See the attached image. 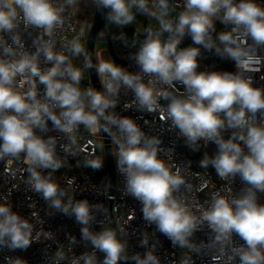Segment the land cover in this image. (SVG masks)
Returning a JSON list of instances; mask_svg holds the SVG:
<instances>
[{
  "label": "clouds",
  "instance_id": "obj_1",
  "mask_svg": "<svg viewBox=\"0 0 264 264\" xmlns=\"http://www.w3.org/2000/svg\"><path fill=\"white\" fill-rule=\"evenodd\" d=\"M93 3L109 10L105 19L110 24H133L138 14L157 22L158 27L145 30L143 42L132 55L139 71L130 72L113 60L93 64L78 38L69 41L65 51H57L51 37L63 25L64 8L55 6L54 0H0V34L12 38V44L0 43V159L23 156L29 164L27 183L32 191L49 208L74 216L81 225V239L92 248L70 259L58 248L53 264H98L97 252L104 254L102 264H122L128 257L127 242L115 230H92L97 206L75 199L53 181L51 174L65 165L57 155L56 137L46 136L49 121L65 134H73L81 125L89 131L117 130L116 165L125 176L127 195L141 202L144 220L174 247L198 251L192 237L206 225L211 245L227 255L229 264L237 259L239 264H264V204L258 203L257 195L264 193V89L254 87L252 78L245 75L264 61L258 55L264 48V6L256 0H183L182 10L172 18L175 9L170 0ZM21 19L26 27L42 29L49 37L34 41L35 51L25 49L16 31ZM216 21L231 26L230 30L216 32ZM185 36L193 44L181 48ZM201 48L232 60L236 71H198ZM81 55L84 67L95 68L103 77V91L80 87L83 73L72 59ZM174 82L182 83L184 96L156 89L157 83L172 86ZM40 85H44L42 92ZM122 87L134 93L138 111H156L160 96L168 99L167 118L189 148L198 151L201 141L216 145L217 151L205 154L199 167L211 166L221 178L239 176L245 184L241 193L231 200L214 194L207 209L195 216L174 195L181 186H189L158 158L161 140L147 136L132 118L115 113V98ZM228 130L231 134L225 138ZM86 166L99 169L101 163L90 161ZM44 170L47 175L42 174ZM33 229L11 205L0 204V248L27 249L33 243ZM234 234L244 243L236 244ZM44 235L52 238L49 232ZM70 243H76L74 237ZM140 244L146 250L143 255L133 254L135 264H160L147 235ZM8 262L23 264L19 257H9Z\"/></svg>",
  "mask_w": 264,
  "mask_h": 264
},
{
  "label": "built area",
  "instance_id": "obj_2",
  "mask_svg": "<svg viewBox=\"0 0 264 264\" xmlns=\"http://www.w3.org/2000/svg\"><path fill=\"white\" fill-rule=\"evenodd\" d=\"M256 3L264 6V0H256ZM57 7H63V25L54 30L51 37L54 40L57 51H65L66 44L73 40L74 31L80 26V16L76 8L67 3V0H54ZM170 5L175 9L171 16L175 18L182 10L183 0H170ZM147 20L155 28L158 27L154 19ZM216 32L230 30L231 26H225L219 21L215 24ZM29 52L35 51L34 41L37 43L47 41L42 29L26 27L21 20L18 21L16 30ZM146 33L134 29L123 37L104 39L106 48H95L94 62L98 64L101 60H113L130 72L139 71L138 66L132 59L143 42ZM167 34H165V37ZM215 39V36H213ZM12 44L11 34H0V43ZM251 43V41H249ZM193 44L190 36H185L179 47L184 48ZM258 55L264 57V48L258 50ZM43 60V57H41ZM74 58L72 59V61ZM198 71H236L235 63L230 59H221L212 52L201 48L198 57ZM44 65H42L43 67ZM50 66V65H49ZM245 75L253 80L254 87L264 89V61L252 66ZM99 77V75H98ZM148 77H145L147 81ZM80 85L82 89L93 88L90 79ZM101 90L103 91V77H99ZM44 85H40L41 92ZM156 89L161 93H171L175 96H184L185 89L182 83L174 82L172 86L157 83ZM117 106L115 113L120 116L130 117L139 125L142 131L149 137L155 136L161 140L158 158L165 161L173 173H178L184 178L185 184L179 192L174 193L185 202L191 212L199 217L201 212L209 206L214 194L223 195L229 200L238 196L241 189L245 187L239 176L221 178L214 168L199 167V161L205 154L213 155L217 149L215 144H206L201 141L199 150L193 151L186 145L179 130L176 129L167 118L166 108L169 103L163 95L158 100L159 107L156 111H138L134 103V93L122 87L119 96L116 97ZM113 111V110H109ZM259 118V113L257 114ZM110 144L112 147L113 165L115 171V185L113 192L109 191V180L103 148V137L101 130L89 131L83 125L73 134H65L53 129L49 121V131L46 136L56 137L57 155L64 161V167L53 172L52 179L68 195L77 200H87L90 204L97 206L94 211L95 220L91 225L92 230L100 231L102 228H111L117 232L118 238L127 242V261L122 264H135L133 254L143 255L145 248L140 241L147 235L149 245H155L156 254L159 256L160 264H229L227 255L220 254L210 243V230L205 225L201 230L194 233L192 241L199 246L198 251L189 248L174 247L171 241L160 233L154 224L149 225L143 218L142 204L131 195H127L125 188V176L120 173L116 165L118 146L114 136L117 130H110ZM231 131H225L224 136L228 138ZM99 161L101 167L93 169L86 166L87 162ZM29 164L21 158L6 157L0 159V204L11 205L13 211L29 220L34 226L33 243L25 250H9L0 248V264H9V257H19L23 264H53L54 254L58 248H63L69 259L83 252L92 251L91 245L81 239V225L74 216H68L48 207L42 197L32 191L27 181L29 179ZM48 170L42 174L47 175ZM258 203L264 204V193H258ZM35 214V215H34ZM44 232L52 234V238H46ZM75 238L76 243L71 244L70 239ZM233 240L236 244L244 242L234 234ZM104 254L97 252L98 264H102ZM60 264H68L61 261ZM81 264L83 262L81 261ZM239 264V260L235 262Z\"/></svg>",
  "mask_w": 264,
  "mask_h": 264
},
{
  "label": "rangeland",
  "instance_id": "obj_3",
  "mask_svg": "<svg viewBox=\"0 0 264 264\" xmlns=\"http://www.w3.org/2000/svg\"><path fill=\"white\" fill-rule=\"evenodd\" d=\"M82 1L85 3L84 6L81 7ZM77 5H76V10L78 11V14L80 16V26H83L85 31L80 30V28H77L72 37L74 38H78L79 43L83 46V48L85 49V40L84 37L87 34V31L92 23V21L94 20L99 8L93 3V0H77ZM150 26H152L153 28H155L152 24H150ZM125 27H131L133 29H137L138 31H142L146 33V29L144 28L141 24H139L136 20L133 22V24H129V25H124V26H119L116 24H110L107 22V20L105 19L98 35H97V41L95 43V48H106L107 44L106 42H104V39H106V36L108 34V32L111 29H122ZM73 65L77 68H80L83 76H82V80H86L88 81L89 79V74H88V69L84 67V56L81 55L80 57H75L74 60L72 61ZM100 77V76H99Z\"/></svg>",
  "mask_w": 264,
  "mask_h": 264
},
{
  "label": "water",
  "instance_id": "obj_4",
  "mask_svg": "<svg viewBox=\"0 0 264 264\" xmlns=\"http://www.w3.org/2000/svg\"><path fill=\"white\" fill-rule=\"evenodd\" d=\"M108 11H109L108 9L98 10L85 36V52L89 54V56L92 59L93 64H95L94 62V43L105 21V17ZM125 28L128 29L130 27H125ZM125 28H122V29H125ZM114 29H111L109 32H111ZM88 74H89V79L91 81L92 87L98 91H102L101 86H100L99 77H98V74L95 68L88 69ZM101 135L103 137V148H104V153H105V162H106V168H107L108 180H109V191L113 192L114 185H115V171H114V165H113L112 147H111L110 139H109L110 133L109 131H105L101 129Z\"/></svg>",
  "mask_w": 264,
  "mask_h": 264
},
{
  "label": "trees",
  "instance_id": "obj_5",
  "mask_svg": "<svg viewBox=\"0 0 264 264\" xmlns=\"http://www.w3.org/2000/svg\"><path fill=\"white\" fill-rule=\"evenodd\" d=\"M136 21L139 24H141L144 28H148L150 26V23L148 22L146 16H143V15H139L138 14L137 17H136ZM132 31H134V29L131 28V27L128 28V29H126V28L125 29H114L111 32H109L106 37L108 39H111V38H119L121 35L126 34V33H130ZM84 84H85V82L84 81H81L80 85H84Z\"/></svg>",
  "mask_w": 264,
  "mask_h": 264
},
{
  "label": "crops",
  "instance_id": "obj_6",
  "mask_svg": "<svg viewBox=\"0 0 264 264\" xmlns=\"http://www.w3.org/2000/svg\"><path fill=\"white\" fill-rule=\"evenodd\" d=\"M77 4H78V3L72 4V6H73L74 8H76V5H77ZM84 4H85V3L82 1L81 7L84 6ZM78 28H80V30H82V31H85V29H84L83 26H79ZM84 40H85V37H84Z\"/></svg>",
  "mask_w": 264,
  "mask_h": 264
}]
</instances>
